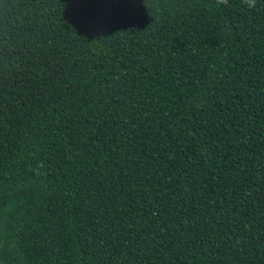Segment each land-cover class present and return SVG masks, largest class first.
<instances>
[{"label":"trees","instance_id":"1","mask_svg":"<svg viewBox=\"0 0 264 264\" xmlns=\"http://www.w3.org/2000/svg\"><path fill=\"white\" fill-rule=\"evenodd\" d=\"M0 264H264V0H0Z\"/></svg>","mask_w":264,"mask_h":264},{"label":"clouds","instance_id":"2","mask_svg":"<svg viewBox=\"0 0 264 264\" xmlns=\"http://www.w3.org/2000/svg\"><path fill=\"white\" fill-rule=\"evenodd\" d=\"M243 2L247 5L248 8H254L256 6V0H243ZM218 4L227 5L228 0H217Z\"/></svg>","mask_w":264,"mask_h":264}]
</instances>
